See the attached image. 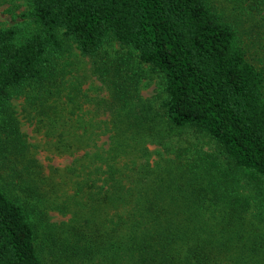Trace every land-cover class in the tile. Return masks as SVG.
Returning <instances> with one entry per match:
<instances>
[{"label": "trees", "instance_id": "1", "mask_svg": "<svg viewBox=\"0 0 264 264\" xmlns=\"http://www.w3.org/2000/svg\"><path fill=\"white\" fill-rule=\"evenodd\" d=\"M27 1L30 20L0 27V117L16 144L12 98L58 78L68 41L91 57L112 40L132 46L163 73L167 98L158 108L115 91L103 99L114 130L97 154L106 166L92 171L96 154L85 152L83 203L46 256L0 184V264H264V68L238 27L211 0ZM184 128L218 151L152 164L148 144Z\"/></svg>", "mask_w": 264, "mask_h": 264}, {"label": "rangeland", "instance_id": "2", "mask_svg": "<svg viewBox=\"0 0 264 264\" xmlns=\"http://www.w3.org/2000/svg\"><path fill=\"white\" fill-rule=\"evenodd\" d=\"M211 2L238 27L247 59L264 68V2ZM29 8L27 0H0V27L30 20L23 16ZM58 66L61 73L50 86L28 85L11 100V114L24 145L16 144L19 141L8 134L0 117V184L26 208L44 256L83 203L76 189L89 171L85 152L96 154L92 171L106 166L97 154H105L102 149L108 148L114 130L103 99L115 91L139 105L150 103L158 108L167 98L163 73L142 61L135 48L117 40L105 43L95 57L84 55L68 41ZM167 137L165 144L158 143L160 139L148 144L152 164L179 150H186L190 157L219 148L209 134L191 128Z\"/></svg>", "mask_w": 264, "mask_h": 264}]
</instances>
